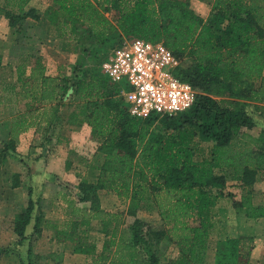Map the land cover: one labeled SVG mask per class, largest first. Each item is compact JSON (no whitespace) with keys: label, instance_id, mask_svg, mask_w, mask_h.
Here are the masks:
<instances>
[{"label":"trees","instance_id":"trees-1","mask_svg":"<svg viewBox=\"0 0 264 264\" xmlns=\"http://www.w3.org/2000/svg\"><path fill=\"white\" fill-rule=\"evenodd\" d=\"M28 2L3 0L0 6L15 32L26 16L39 18L34 8L25 9ZM111 9L117 11L115 21L105 16ZM46 16L62 34L70 28L98 47L89 50L85 61L79 55L70 74H46L40 60L28 75L18 70L25 111L12 119L5 147L15 149V138L30 124L27 118L39 128L49 127L66 100L76 103L71 120L89 125L101 153L90 167L94 178L84 177L77 185L79 201L89 203L80 210V224L97 219L108 236L100 254L95 255L93 245L83 250L96 256L89 264H156L152 241L162 236L177 248L170 264L202 263L211 227L207 210L226 186V175L216 170L229 173L242 190L233 207L243 209L248 219L264 218V204L255 205L251 193L264 169V131L256 137L247 132L252 121L245 109L246 102H254L264 113V0H212L206 18L186 0H52ZM119 36L160 41L178 62L187 59L175 74L198 90L194 104L173 116L130 115L120 93L128 86L111 82L104 72L109 55L99 59L101 49ZM203 142L211 144L205 149ZM99 190L113 192L134 217L153 207L164 228L152 230L135 217L126 227L129 236L123 237V228L118 233L123 213L100 208ZM27 191L14 231L19 243L28 239L30 246L42 219L36 216L33 231L25 233L37 205L30 186ZM240 248L238 237L218 240L214 264H252Z\"/></svg>","mask_w":264,"mask_h":264},{"label":"rangeland","instance_id":"rangeland-1","mask_svg":"<svg viewBox=\"0 0 264 264\" xmlns=\"http://www.w3.org/2000/svg\"><path fill=\"white\" fill-rule=\"evenodd\" d=\"M186 1H188L190 7L199 14L205 13L209 7L206 0ZM2 4L3 0H0V6ZM31 4L34 6L33 8L36 13L41 11L46 16V11L50 13L52 0H32ZM105 16L111 21H115L117 11L111 9L105 13ZM20 24L22 27L23 21H21ZM45 30L46 26H43L38 32L44 33ZM10 31H12L13 34H10ZM15 33V30L8 25L7 19L0 12V47H2L0 50L5 56H7V58H13L10 56H15L17 54V49L13 46V42L19 43L20 38L17 37ZM48 33L50 34L51 31H48ZM54 34L56 37L55 40L52 39L48 41L43 48V52L46 54L47 58H49V65L47 63L45 69L55 68V71H58L60 74H70V67L77 62L79 55L85 56L83 57L85 61L89 56V50L93 48V46L96 48L98 47L90 45L86 40L80 39L78 35L71 33L70 28L65 30L64 34L61 33L59 28H57ZM81 37L83 38V36ZM129 38V36H119L110 42L108 46H104L100 51L99 59H103L104 56L110 55L111 52L121 47ZM48 39L51 38L49 37ZM82 41L83 43H81ZM59 43L62 45V49L66 50H63V53L58 51V48L61 47L58 45ZM56 45H58V48ZM180 61L181 62H178V65H186L188 62L187 59H182ZM4 62H7V60H4ZM86 62L90 63L89 58ZM33 65L35 64H33L32 61H27L26 57H21L18 60L9 59V62L6 65L0 67V122L7 121V123H11L15 116L17 117L25 111V103L23 102L25 100L21 98L17 72L19 69H24L25 71L26 69L30 70ZM60 66H63V68H60ZM22 103H24V107ZM260 106V104L254 102L245 103L246 112L252 121V127L247 129V132L254 137L264 131V113ZM75 109L76 103H68L66 100L61 109L62 112H65L63 118L67 120L68 112L71 113ZM27 122H30L32 125L29 124L27 129L21 131L17 135L14 142V150L5 147V144L8 143L9 139L6 142L0 141L1 187H4L6 182L8 184L11 181L12 184H16L17 186H21L20 183L23 182L24 186H22L23 188L21 190L17 189V194L8 197L11 198L12 204L7 206L0 204V264H89L92 262V258L96 257L95 255L102 252V244L105 240H108V236H103V232L100 229L101 225L99 223L96 225H89L90 221H88V224L86 225L80 224V216L82 214L80 210L81 206H83L77 201L79 200L80 194L74 193L75 190L73 189L72 184H66L67 182H65L64 178L72 180L74 183L78 182L77 176L79 171L83 170L81 167L83 166L82 162L79 161L81 156H85V158L92 160L98 158L99 160L101 157L100 150L98 149L99 142L88 138L82 146L83 149L75 151L74 147H71L70 152L73 154L69 155L70 160L65 163V172L67 175L60 178L61 189L65 188L67 190V193H63L66 197L59 195L54 199V209L52 212L50 211L48 213L40 207L39 201L37 202V199L39 200L38 187H34V191H32V199L37 205L34 206L31 214V221L27 225L25 233L29 235L33 231V225L35 224L34 219L36 216L40 215L42 220L39 222L41 228L40 234L29 246L28 239L19 243V238L14 231L16 219L26 207L28 199L27 186L31 184L32 171L36 169L35 165L34 167L31 165L29 168L26 162H24L26 152H28V158L30 159L38 157L36 149L39 145V139L34 134L35 131H38V126L34 123L35 121H30V118H27ZM29 129L34 131L33 135H29L28 137L25 136L26 138L24 140L21 139V141V133ZM59 143H63V140H60ZM210 144V142H203L202 146L207 149ZM57 148H59V151H69L65 145L60 147L57 146ZM35 161L36 159L33 160L32 164H34ZM29 169H32V171L29 172ZM85 170L87 169H84V171ZM216 172H222L226 175V186L222 189L223 195L219 198L220 202L218 203V206L225 216H230V219L227 217V219H225V217L221 216L220 212L215 214V209L212 208V223L207 240L208 251H206L205 259L202 260V263L200 264L214 263L213 253L215 252L216 242L220 240V234L215 233L219 232L226 234L228 232L227 229L230 231L241 230V232L244 231L246 234H250L248 240L240 241L241 248L239 254L242 255V258L252 262V264H264V218L248 219V221H245L246 225L240 222L241 220H235V218L232 217V200L239 199L242 190H240L237 181L230 179L228 175L229 173L226 174L227 172L219 170H216ZM94 174V171L91 169H88L87 172H85V176L89 180L94 178ZM40 180L41 179L38 181ZM251 190L253 203L255 205L264 204V169L260 170L258 173V179L253 183ZM110 193L112 194V197L116 199V202L111 206V201H108V206H111L108 209L122 212L124 216L123 224L121 223L123 237L127 238V236H129L126 227L131 224L137 215L145 220L152 230H161L164 228L163 224L161 225L158 223L160 221H158V216L155 214V209L153 207L150 206L147 207V209L138 211V214L136 213L134 217L131 216V214L126 213L127 204L121 203L115 194L112 192ZM103 195H105L104 191L99 190L98 196L103 197ZM104 198L109 199L110 197L105 196ZM0 199L2 200L3 197H0ZM108 231H110L109 227ZM119 231L120 227L118 228V233ZM148 239L151 243V238ZM165 239L166 238L162 236V238L155 244H153L152 241V250H154V253L159 260L156 264H170L171 259L177 254L176 246L173 243H167V239ZM90 245L94 246V256L83 252V250Z\"/></svg>","mask_w":264,"mask_h":264},{"label":"crops","instance_id":"crops-1","mask_svg":"<svg viewBox=\"0 0 264 264\" xmlns=\"http://www.w3.org/2000/svg\"><path fill=\"white\" fill-rule=\"evenodd\" d=\"M31 1L32 0H29L25 9L34 7L31 4ZM206 1H207V4H209V7L207 8L206 12L203 14H199L196 12L197 14H199L200 16H202L204 18L207 17L209 10H210L211 3H212V0H206ZM37 14L39 15L38 19H34L31 16H26L22 20L23 24H22V28H21L20 32L15 33L17 35V37L20 38V42L19 43L13 42V46L17 49V54L15 56H10L13 58H7V56H5L0 50V67H3V65H6L9 62V59H12V60L17 59L18 60L21 57H26V60L32 61L33 64H35L37 60H40V62L43 64V66L45 68H46L45 65L47 63L49 65V58H47L46 54L43 52V48L45 47L44 45L48 43V41H50L52 39L55 40L56 37H55L54 33H55V30H57V28H55V26L49 21L47 16H45L41 11H38ZM43 26H46V30L44 32L45 34L38 32V30L41 29V27H43ZM48 31H51V33L49 34ZM10 34H13V32L10 31ZM49 37L51 39H48ZM58 45H60L61 47L58 48ZM58 45H56L57 48L59 49L58 51H60L62 53L64 51H66V50L62 49V45L60 43ZM1 48L2 47H0V49ZM4 60H7V62H4ZM61 67L63 68V66H60V68ZM45 70H47V71H45V73L49 74V75L60 74L58 71H55V68L54 69L53 68L52 69H45ZM26 71H25V74L28 75L29 70L26 69ZM23 102L25 103L26 101H23ZM67 102L70 103L71 101L68 99ZM24 103H22L23 107H24ZM64 113H65L64 111L62 112V110H60V112H59L60 116L54 121V123L51 126L46 127L45 124H42V126L40 128L38 127V129H37L38 131H35V133L33 130L29 129V130L21 133V135H20V140L21 139L24 140L29 135H33V133L39 139V145H38V148L36 149L38 157L30 159V158H28L29 157L28 152H26V158L24 160V162H26V164L28 165L29 168L31 167V165H32V167H34V165H35V168H36L34 171H32V169H29V172L32 171V176H31V184L27 186V189L30 186L32 188V191H34V187H38L39 200L37 199V202L39 201L40 207L43 208V210H45L48 213L50 211L52 212L54 209V199L55 198H57L59 195L66 197V195L63 193L64 192L67 193V190L63 187L62 188L64 190L61 189V186H60L61 179L60 178H63L64 176L67 175L65 172V163L70 160L69 155L73 154L70 152L71 147L73 146L75 151L81 150V149H83L82 146L86 142V140L88 138L91 139L90 127H89V125H87L86 122L71 120L70 112H68L67 120H65L63 118ZM10 125H11V123H7V121H1L0 122V141L6 142L9 139V137H10L9 131L11 129ZM60 140H63V143H59ZM63 145H65V147L68 148L69 151H67V150L59 151V148H57V146L60 147ZM72 152H73V150H72ZM79 153H81V152H79ZM74 155H77V154H74ZM22 157H24V156H22ZM83 158H85V156L84 157L81 156V159L79 160L82 162L83 166H81V167L83 168V170L79 171V174L77 176L78 182L74 183V182H72V180L64 178L65 182H67L66 184H72V187L75 190L74 193H76V194L77 193L79 194V189L77 186L78 183L81 181L82 178H84V177L86 178L85 172H87V170L90 169L91 164H93L96 161H100V159L98 160V158L93 159V160L89 159V158H85V159H83ZM34 159H36V161L34 164H32ZM0 167H1V165H0ZM28 167H27V170H28ZM84 169H87V170L84 171ZM1 171H3V170H1ZM39 179H41V180L38 181ZM20 184H21V186L13 187V184L11 181L8 184L6 182L4 187H1V185H0V197H3L2 200L0 199L1 200L0 204H4L6 206L9 204H12L11 198H8V197H12L13 195L17 194V189L21 190L24 187L23 182H21ZM103 191H104L105 195H103V197H99L100 208H102L103 210H108V211H117V210L108 209L109 207L112 206V204H114L116 202V199H114L112 197V194L110 193L111 191H109V190H103ZM105 196H107V197L109 196L110 198L109 199L104 198ZM77 201L79 202V204L83 205V206H81V209L89 206V203L87 201H84V202H81L79 200H77ZM108 201H111V206H108ZM219 202H220V199L215 200L214 203L212 205H210L209 209L207 210V214H208V217H209L211 223H212V220H211L212 208L215 209V214L220 212L221 216L225 217V219L230 217V216L228 217L227 215L225 216L224 213H222L220 211V208L218 206ZM231 209L233 211L232 217L235 218V220H237V221L241 220L240 222H242L244 225H246L245 221H248V218L245 217L244 210L241 208L236 209L234 207H232ZM138 211H141V209ZM154 212L158 216V218H157L158 221H160L158 223H160L162 225L163 222L160 219V217L157 213V210L155 209ZM137 214H138V212H137ZM122 217H123L122 218V220H123L124 216L122 215ZM137 217L140 218L138 215H137ZM98 223L100 224L99 220L91 219L89 225H94V224L96 225ZM120 229H121V225H120ZM210 229H211V227H210ZM227 231L228 232L226 234L225 233H219V232H217L215 234L224 235V236L219 235V237H220L219 239H224L226 237H238V238H240V241H246L250 238L249 237L250 234H246L244 231L241 232V230L240 231H238V230L237 231H230L227 229ZM103 236H104V234H103ZM166 241H167V243H171L168 240H166ZM207 251H208V249H207Z\"/></svg>","mask_w":264,"mask_h":264},{"label":"built area","instance_id":"built-area-1","mask_svg":"<svg viewBox=\"0 0 264 264\" xmlns=\"http://www.w3.org/2000/svg\"><path fill=\"white\" fill-rule=\"evenodd\" d=\"M178 61L160 41L131 37L102 63L111 82L124 83L121 96L130 115L173 116L188 110L198 90L175 74Z\"/></svg>","mask_w":264,"mask_h":264}]
</instances>
